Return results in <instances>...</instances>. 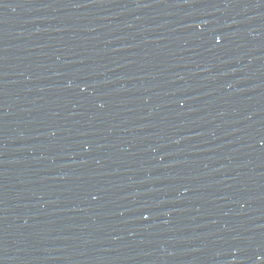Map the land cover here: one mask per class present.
<instances>
[{
	"label": "water",
	"instance_id": "water-1",
	"mask_svg": "<svg viewBox=\"0 0 264 264\" xmlns=\"http://www.w3.org/2000/svg\"><path fill=\"white\" fill-rule=\"evenodd\" d=\"M0 264H264V0H0Z\"/></svg>",
	"mask_w": 264,
	"mask_h": 264
}]
</instances>
